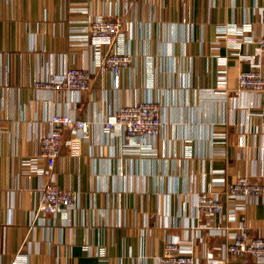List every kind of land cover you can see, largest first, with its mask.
<instances>
[{"label":"crops","instance_id":"1","mask_svg":"<svg viewBox=\"0 0 264 264\" xmlns=\"http://www.w3.org/2000/svg\"><path fill=\"white\" fill-rule=\"evenodd\" d=\"M98 16L130 28L123 45L132 63L119 88L97 70L86 92L34 88L68 68L94 67L97 53L82 43ZM261 37L264 0H0V264H156L170 239L184 247L195 239L197 264H239L223 259L228 240L214 234L224 222L215 219L208 233L194 201L201 190L223 200L218 182L237 175L264 184V96L236 91L240 72L253 64L264 72ZM144 100L161 105L164 121L149 147L106 134L116 107ZM56 114L90 129L73 150L64 130L43 175V161H27ZM48 182L77 192L78 202L33 221ZM244 218L250 235L264 238V200Z\"/></svg>","mask_w":264,"mask_h":264},{"label":"built area","instance_id":"2","mask_svg":"<svg viewBox=\"0 0 264 264\" xmlns=\"http://www.w3.org/2000/svg\"><path fill=\"white\" fill-rule=\"evenodd\" d=\"M227 30H219L220 36L225 37ZM130 28L123 26L120 19L98 16L88 21L86 36L83 45H90L97 53L94 67L90 69L71 67L62 74H51L45 79L34 82L33 87L39 90H52L57 93L86 92L90 89L94 72L111 77L112 88L120 86V72L132 63V57L126 52L123 38L129 34ZM257 54L264 53V37L257 40ZM107 51L102 53L101 47ZM258 64L253 69L240 72L237 77V92H248L264 96V72L258 70ZM224 78V74H223ZM0 102V107H1ZM50 131L39 137V154L37 158L27 162L43 161L45 169L39 173L50 174L57 158L60 155L62 132L69 130L72 139L68 145L73 150L80 139L86 138L90 123L76 119L70 115H52L49 118ZM164 125L161 105L158 102L144 100L134 105L118 106L111 117L104 123V131L109 134L118 131L123 141L129 146H146L158 138ZM243 139H239V146ZM223 188V200L218 193L201 190L195 195V217L203 215L208 223L203 226L212 230L215 219L222 220L223 226L216 227L214 234L227 238L223 250V259L226 262L239 264H264V238L252 237L245 222L244 212L251 204H258L264 200V184L252 182L246 175H237L230 184L218 182ZM78 202V193L69 189L59 188L53 182L39 187V201L31 213L34 220L41 222L49 220L51 216L67 214L73 210ZM230 224H236L231 228ZM230 226V227H229ZM197 226H191L195 230ZM197 231V230H195ZM194 231V232H195ZM195 239L189 246L184 247L178 240L170 239L164 245L163 252L157 257L156 264H197L193 256ZM12 264H28L18 259Z\"/></svg>","mask_w":264,"mask_h":264}]
</instances>
